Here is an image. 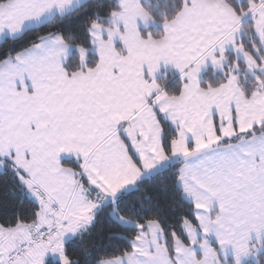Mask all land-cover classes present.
I'll return each mask as SVG.
<instances>
[{
  "label": "snow or ice",
  "instance_id": "snow-or-ice-1",
  "mask_svg": "<svg viewBox=\"0 0 264 264\" xmlns=\"http://www.w3.org/2000/svg\"><path fill=\"white\" fill-rule=\"evenodd\" d=\"M0 264H264V0H0Z\"/></svg>",
  "mask_w": 264,
  "mask_h": 264
},
{
  "label": "trees",
  "instance_id": "trees-1",
  "mask_svg": "<svg viewBox=\"0 0 264 264\" xmlns=\"http://www.w3.org/2000/svg\"><path fill=\"white\" fill-rule=\"evenodd\" d=\"M33 35H35V34L34 33H30L29 36L26 37L25 39L27 40V39L31 38V36H33Z\"/></svg>",
  "mask_w": 264,
  "mask_h": 264
}]
</instances>
